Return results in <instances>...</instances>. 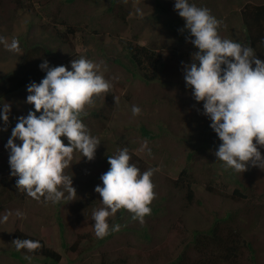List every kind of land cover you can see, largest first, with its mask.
I'll use <instances>...</instances> for the list:
<instances>
[{"label": "rangeland", "instance_id": "obj_1", "mask_svg": "<svg viewBox=\"0 0 264 264\" xmlns=\"http://www.w3.org/2000/svg\"><path fill=\"white\" fill-rule=\"evenodd\" d=\"M59 1L63 3L62 16L76 27L75 37L70 43L60 42L52 32L44 29V26L52 25L50 13L56 10L58 0H19L22 4H31L33 6L31 12H22L25 9L20 11L17 5L14 11V0H0V36H4L9 42L13 37L19 41L17 52H10L0 44V77L15 70L24 50L36 43L46 45L57 60L69 59L70 62L72 59L85 56L95 62H102L100 70L105 78L111 80L112 87L108 93L94 97L93 105L86 106L88 115L84 117L83 122L92 134L101 132V125L105 127V131L98 136L101 143L93 160L81 157L79 151L73 155L70 166L75 169L70 175L77 192V203H72V209L65 207L57 215L59 208L55 205L49 203L45 206L23 191L17 190L14 185L15 192L19 191L20 196L12 203L0 207V216L8 215L7 221L0 224V264H29L24 259L25 255H22V261L11 256V233L16 227L43 238L49 247L60 253L61 259L58 264H99L102 254L106 253L110 258L122 255L125 252V240L136 243L135 247L128 250L132 254L131 258L136 261L135 252L144 249L148 244L153 245L151 242L154 243L156 239L159 240L160 254L163 252L159 263L164 264L166 256L171 259V251H176L179 246L178 236H175L176 230L173 232L170 230L172 223L179 224L178 217L183 218L190 226L195 222L201 223L202 216L211 209L224 212L230 207L217 195H209L204 188L210 184L208 180L211 175L215 180L211 185L219 186L222 191L230 194L235 187L233 180L238 177L245 183L262 185L264 170L254 166L241 174L231 169L225 170L222 167L223 162L216 160L215 150H211L210 157L203 156L201 159L199 157L194 166V173L200 181L196 186L195 199H200L201 205L194 202L177 210L172 221L167 215L163 217L159 214V223L155 217L158 214L152 210L151 215L145 217L144 224L132 220V214L121 208L114 216L107 218L110 226L120 224V231L98 239L94 233L91 214L93 210L103 207L102 198L94 188L97 184L102 185L99 177L107 171L103 165L106 153L114 155L120 148L119 143H122L123 147L128 148L129 153L137 154L141 158L145 170L155 169L152 180L157 189L158 185L165 181L166 176L176 177L185 164L182 149L195 148L200 143L196 141V137L202 132L205 131L201 140L206 137L207 141H201L200 145L216 149L218 144L208 142L211 141L214 131L209 127L210 120L202 114L203 102H196L191 96V90L185 88L181 61L190 62L191 55L196 49L185 39L188 35L187 30L179 31L183 28L184 20L174 10V0H157L159 6L156 10L154 0ZM247 1L191 0L198 6L209 8L212 14L222 21L218 30L222 38L233 39L245 45L247 35L239 25L237 12ZM119 5L127 10L125 24L112 16L115 10H119ZM137 8L143 10L142 17L137 14ZM15 14L13 19L9 18ZM126 40H135L139 44L161 49L162 62L155 80H145L126 63L129 70L113 63L111 55H121ZM69 62L67 66L70 68ZM27 94L24 85L0 99V103L11 105L8 130L0 131V136L4 137L0 138V154H4L7 159L9 153L4 144L11 128L17 122L16 117L26 115L32 108L31 104L25 102ZM132 105L141 108L139 115L132 114ZM96 110L97 115L92 116ZM142 125L147 129L149 137H143L141 131L137 130L136 127ZM145 140L152 150L150 156L147 152L140 151ZM261 152L264 155V148H261ZM6 171L10 172V168L7 167ZM79 200L87 203L86 209L90 211L89 214L85 213L84 206ZM150 207L152 209V206ZM17 210L23 212L25 216L23 218L16 216ZM76 232H91L93 239L81 243L79 250L70 256L65 245L71 243ZM146 233L149 236L148 240L144 239ZM191 251L194 255L193 248ZM259 253L264 256V251ZM255 258L256 264H264L261 261L264 257ZM252 262L250 260L249 264ZM31 264L52 263L37 256L32 257ZM145 264L150 263L146 261Z\"/></svg>", "mask_w": 264, "mask_h": 264}, {"label": "clouds", "instance_id": "obj_2", "mask_svg": "<svg viewBox=\"0 0 264 264\" xmlns=\"http://www.w3.org/2000/svg\"><path fill=\"white\" fill-rule=\"evenodd\" d=\"M173 8L184 20L179 31L187 30L185 39L196 49L190 62L181 61L183 80L194 100L203 102L202 114L221 141L214 151L216 160L223 162L225 170L240 174L252 166L264 170V60L250 45L222 38L218 31L222 21L209 8L191 0H174ZM136 11L143 16L142 9ZM0 44L10 52L19 51L15 37L9 42L0 36ZM69 63L70 68L51 66L45 59L38 65L45 75L26 85L25 102L32 108L16 117L4 144L9 153V175L16 177L17 190L45 206L76 199L72 175L65 174V169L76 151L89 161L95 158L101 141L82 118L88 115L85 109L94 104V97L112 87L100 70L102 62L80 56ZM131 111L136 116L141 108L132 105ZM10 113L11 105L0 103V131L8 130ZM140 151L152 154L147 140ZM131 158L127 147L108 156L109 167L99 177L102 185L94 188L103 204L91 214L98 239L120 231L121 225L110 226L107 218L121 208L140 224L151 215L155 169L141 171L130 163ZM16 216L23 218L25 214L17 210ZM7 219L8 215L0 216V224ZM12 242L17 251L34 253L43 247L39 240L29 238H14ZM24 259L31 264L32 256L26 254Z\"/></svg>", "mask_w": 264, "mask_h": 264}, {"label": "trees", "instance_id": "obj_3", "mask_svg": "<svg viewBox=\"0 0 264 264\" xmlns=\"http://www.w3.org/2000/svg\"><path fill=\"white\" fill-rule=\"evenodd\" d=\"M66 1L71 2L70 0ZM14 2V11L16 10V5L20 11L25 9L22 12H31L33 10L31 4H22L19 0H14ZM158 6L159 2L154 0V10ZM62 8L63 3L58 0L56 10L50 13L51 17L49 19L52 25L50 24V27L44 26V29L52 32L54 37L60 42L70 43L75 37L76 27L74 23L64 19L61 14ZM117 10L112 16L125 24L127 10L122 5H119V10ZM15 16L16 14L9 18L13 19ZM237 17L239 18L240 27L247 35V39L244 40L245 43L254 49L258 58L264 60V0H248L238 10ZM161 52V49L157 47L139 44L135 40H126L123 44L122 54L118 56L112 54L111 57L114 64L126 68V63L135 72L141 74L145 80L153 81L158 75L159 66L162 62ZM45 59L49 61L51 66L61 64L67 66L69 62V59L57 60L52 56L51 50L43 43H36L30 48H26L15 70L0 77V99L31 81L39 82L45 72L38 65ZM126 70L129 69L126 68ZM97 113V110L93 111L92 116H96ZM100 127L102 131L93 132V135L100 136L105 131L103 125ZM136 128L141 131L143 137H149V133L143 125ZM204 132L199 137H196V141H200V143L207 141L206 137L201 140ZM0 138L4 137L0 136ZM64 142L67 143L66 140ZM208 142L218 145L221 143L215 132H213L211 141L209 140ZM200 143L195 148L182 149L185 164L180 168L176 177L166 176L165 181L158 185L159 188H154L156 196L150 206H152L153 212L158 214L155 216L158 218L156 219L158 223L160 222V216L164 217L167 215V218L172 221L177 210L188 207L194 202L202 204L200 199H195L196 186H198L200 181L194 173V166L199 157L200 159L203 156L205 158L210 157L211 150L214 151L215 149H210L208 146L203 147ZM118 147L124 148L122 143H119ZM130 155L132 157L130 163L136 164L141 171H144L145 165L141 158L134 153H130ZM108 156H111V154H105L106 161L103 163L107 169L109 167ZM7 167L9 168L8 159L4 154H0V207L6 203H12L20 196L19 191L15 192L16 179L14 176L9 175V171H6ZM74 169L75 167L73 166L66 168L65 174L70 175ZM213 181L215 180L211 175L208 180L210 184L205 185L204 188L209 195H217L230 207L224 212L211 209L202 216L201 223L195 222L190 226L183 218L178 217L179 224L172 223L170 230L171 232L174 229L176 230L175 236H178L179 246L176 251H171V259L166 256V263L164 264H249L250 260L253 261L251 264H256L255 256L257 258L261 256V259L264 257L259 253L264 251V183L262 185H253L250 182L245 183L238 177L233 180L234 189L230 194H227L221 190V187L211 185ZM79 202L84 206L83 210L86 211L85 213L89 214L90 211L86 209L87 203H83L81 200ZM72 203H77V199L65 204H55V207L59 208L57 215L65 207L72 209ZM92 235L91 232H76L71 243L68 246L65 245L66 251L71 256L73 252L79 250L81 243L92 240ZM14 238L39 240L43 247L37 249L34 253L27 252L26 249L17 251L12 242ZM148 238V234H144V239L148 240ZM10 243L11 256L16 260L22 261V255L26 254L32 257L41 256L52 264H58L61 259L60 253L49 247L39 235L21 230L18 227L11 233ZM151 243L153 245L148 244L144 249H139L135 252L137 260L134 261L131 258L132 254L128 250L135 247L136 243L125 240V252L122 255L110 258L106 253L102 254L99 264H145L146 261L150 264H160L159 261L163 252L160 254L159 240L156 239L154 243ZM191 248L194 250V255ZM261 261L264 262V259Z\"/></svg>", "mask_w": 264, "mask_h": 264}]
</instances>
